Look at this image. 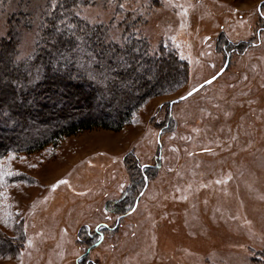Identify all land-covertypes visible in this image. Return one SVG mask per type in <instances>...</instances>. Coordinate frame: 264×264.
<instances>
[{
  "label": "snow or ice",
  "instance_id": "6c2138e0",
  "mask_svg": "<svg viewBox=\"0 0 264 264\" xmlns=\"http://www.w3.org/2000/svg\"><path fill=\"white\" fill-rule=\"evenodd\" d=\"M250 15L251 18L245 20L220 0H212V7H208L205 0H0V39L11 38L13 42L7 58L0 54L3 65L0 67V93L6 95L2 90L8 88L23 93L42 78L67 77L86 80L101 98L115 99L156 85L166 93L162 82L171 77L184 91L157 107L167 109L187 102L194 111H186L185 125L193 122L192 131L198 135L202 133L208 142L201 145V152L214 157L225 152L236 156L239 154L237 148L247 152L256 133L264 131V0ZM170 45L179 51V59L187 62L183 66V84L172 76L173 72L179 75L181 67L162 63L163 50ZM237 45H241L242 54L237 52ZM187 64L193 65L194 70L207 69V74L200 77L194 74V83L187 86ZM229 71H232L231 76L226 75ZM209 86L210 93L205 91ZM11 102L18 105L23 102V96L13 95ZM2 115L10 116L11 113ZM157 115L150 114L148 120L155 121ZM135 122L141 121L137 118ZM160 128L163 129V125ZM151 131L149 128L148 132ZM164 135L163 131L155 133V143L161 145ZM179 138L192 139L190 135ZM168 139L176 140L177 136L173 133ZM210 145H215L219 152ZM171 151L175 153L179 149L171 148ZM184 151L190 157L198 155L195 151ZM15 159V155H9L7 162H0V188L8 187L7 177L22 175L11 168ZM148 167L142 164L140 171ZM166 172L174 173L175 169L168 167ZM232 179L231 172L223 173L215 179L197 181L195 186L191 182L186 187L174 186L169 195L172 201L179 198L185 203L191 198L192 209H197L203 190L213 185H226ZM148 181V176H141L139 190L127 209L123 205L114 209L105 205L94 212L113 223L122 220L120 213L126 216L137 213L141 199L147 198ZM62 185L71 187L69 180L58 179L46 189L49 195L32 200L23 210L0 215V226L4 229L19 225L22 235L17 237L13 232L10 242H19L25 249L19 253L20 264H24L25 257L31 260L34 251L39 254L37 264L40 261L54 264L51 257L56 249H62L58 253L60 261H69V264H80L82 260L100 264L102 258L107 259L103 247L108 240L107 234L86 240L94 236V231L87 226L82 230L83 235L75 231L72 222L58 227L56 234L47 239L42 228L35 235L29 234L30 228L36 229V224L30 225L29 219H36L37 208L46 205L50 195ZM132 186L118 181L117 199L127 196ZM177 193L181 195L177 197ZM0 198L8 199L7 193L0 191ZM163 199L168 201L169 196ZM208 202V198L203 200L204 205ZM7 207L10 209L12 205ZM247 223L246 240L238 242L235 251L228 254V264H264V227L253 231L252 222ZM103 227L108 225L105 223ZM100 231L101 225L96 222L95 233ZM37 236L41 238L39 241ZM109 247L115 251L117 244L111 243ZM45 257L49 258L45 260ZM220 264H224L223 257Z\"/></svg>",
  "mask_w": 264,
  "mask_h": 264
},
{
  "label": "rangeland",
  "instance_id": "374dc122",
  "mask_svg": "<svg viewBox=\"0 0 264 264\" xmlns=\"http://www.w3.org/2000/svg\"><path fill=\"white\" fill-rule=\"evenodd\" d=\"M260 2L220 0L245 20L251 18L250 14L260 6ZM205 3L212 7V0H205ZM7 41L12 43L11 38H7ZM169 47L179 58V51L174 46ZM240 49L241 45H237L238 53ZM184 51L187 54V49ZM255 54L260 55L259 52ZM192 55L195 57V52ZM187 71V86L194 83V74L197 77L207 74V69L194 70L191 64H187ZM232 71L226 75L231 76ZM211 90L209 86L205 91L210 93ZM183 91L181 87L171 95L153 100L137 111L131 122L119 131L94 128L63 139L55 148L16 156L11 168L22 175L7 177L9 180L12 178L14 183L0 189L8 195L6 200L0 198V215L25 209L32 200L49 195L46 189L51 183L67 179L71 187L62 185L50 195L46 205L37 208L36 219H29L30 225L36 224V229H29L30 235H35L42 228L47 239L49 235L56 234L58 227L72 222L75 231H80L82 235L85 226L94 231V236L86 237V240L107 234L108 240L103 244L107 259L102 258L100 264H220L222 257L224 264H228V254L235 251L238 242L246 240L247 221L252 222L253 231L264 227V131L256 133L247 152H240L237 148L239 154L236 156L226 152L215 157L204 154L201 145L208 142L203 139L202 133L198 135L192 131L195 126L193 122L185 125L183 119L186 111L190 113L194 108L187 102L167 109L157 107L165 100L177 98ZM194 104L195 101L192 102ZM153 113L158 115L155 121H149L148 116ZM137 118L140 123L135 122ZM160 125H163V129ZM149 128L151 133L148 132ZM160 131L165 135L163 143L158 145L155 143V133ZM173 133L177 139L169 140ZM189 135L191 140L179 138ZM210 146L215 149V145ZM171 148H178L179 151L174 153ZM184 149L195 151L198 155L190 157ZM215 150L219 152V149ZM161 156L166 159L161 160ZM131 164L149 166L143 171L149 177L147 198L141 199L137 213L123 215L122 220L116 223L105 221L94 209L118 200L116 184L118 181L131 184ZM168 167L175 169V172H166ZM227 172L232 173L233 179L226 185H213L203 190L197 209H192L191 198L185 203L179 198L172 201L169 195L174 191V186L186 187L189 182L195 186L197 181L215 179ZM139 187H129L128 195L120 205L127 209ZM78 192L86 195H76ZM105 193L111 195L106 196ZM176 195L179 197L181 193ZM164 196H169V200L164 201ZM205 198L209 201L207 205L203 204ZM7 205L12 207L9 209ZM96 222L101 225L99 233H95ZM105 223L107 228L103 227ZM13 232L17 237L22 235L19 225L8 229L0 226V235L8 241ZM36 239L39 241L41 238L37 236ZM111 243L117 244L115 251L109 247ZM22 251L25 249H21L19 244L9 256L7 251H0V264H20L19 253ZM61 251L56 249L51 257L54 264H69V261H60L58 253ZM38 255L34 251L31 260L25 257L24 264H37ZM48 258L45 257V260ZM39 264H44V261ZM80 264H88V261L82 260Z\"/></svg>",
  "mask_w": 264,
  "mask_h": 264
},
{
  "label": "trees",
  "instance_id": "16d2710c",
  "mask_svg": "<svg viewBox=\"0 0 264 264\" xmlns=\"http://www.w3.org/2000/svg\"><path fill=\"white\" fill-rule=\"evenodd\" d=\"M12 43L9 44L7 38L0 39V54L5 58L10 55ZM162 63L180 66V74L173 72L172 76L177 77L181 84L184 83L183 66L186 64L171 47L164 48ZM162 83L166 93L156 85L115 99L107 96L101 98L99 92L86 80H70L67 77L54 80L42 78L23 93L18 89H4L2 92L7 94L0 93V162H5L9 155H30L55 148L63 139L94 128L119 131L131 122L133 115L142 107L181 88L171 77ZM13 95H22L23 102L12 105ZM4 112H10L11 115L4 116ZM130 166L133 173L131 185L138 186L141 176L145 174L140 171L141 167L135 164ZM6 182L8 185L14 183L12 178H6ZM125 198L111 201L107 206L114 209ZM18 244L0 235V251H7V256Z\"/></svg>",
  "mask_w": 264,
  "mask_h": 264
}]
</instances>
